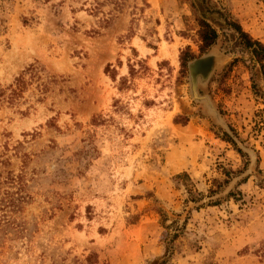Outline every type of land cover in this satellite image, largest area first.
<instances>
[{
    "label": "rangeland",
    "instance_id": "374dc122",
    "mask_svg": "<svg viewBox=\"0 0 264 264\" xmlns=\"http://www.w3.org/2000/svg\"><path fill=\"white\" fill-rule=\"evenodd\" d=\"M212 1L264 43V0ZM197 30L187 0H0V264H264V66Z\"/></svg>",
    "mask_w": 264,
    "mask_h": 264
},
{
    "label": "trees",
    "instance_id": "16d2710c",
    "mask_svg": "<svg viewBox=\"0 0 264 264\" xmlns=\"http://www.w3.org/2000/svg\"><path fill=\"white\" fill-rule=\"evenodd\" d=\"M193 12L195 21L198 26V36L200 39V51L203 53L211 48L218 40L220 33L219 29L223 32L229 31L230 37L232 38L233 44L228 48L229 52H235L236 50H240L241 52L247 53L250 55V60L252 62L251 67L254 68L256 64H260L261 69L264 66V43L259 39L254 38L248 31H246L242 24L235 19L230 12L227 10L218 7L213 3L212 0H187ZM196 56L190 50V47H187L182 51L181 62L182 66L186 68L187 64L190 61H193ZM208 57L200 58L199 60H195L192 62L193 65L204 66L208 61ZM191 64V63H190ZM33 68V67H32ZM109 69V68H107ZM15 88H12L11 91V99L15 95L19 94L23 88L25 87L26 80L24 75H20L15 80ZM254 81V80H253ZM256 84V82H253ZM264 97V96H263ZM223 139L235 144V142L229 137L227 133L223 134ZM238 152L244 156L239 148H237ZM227 176H229L230 171L225 172ZM180 182L182 181L186 188L189 190L191 199L198 201L200 199L201 194L199 192H194L191 184H193L190 175L187 172H183L181 174H177L175 177ZM218 183V184H216ZM217 188H211L210 193H214L217 191L219 187H221V183L217 180L215 184ZM228 197H236L235 193H230ZM220 201H213L208 205H217ZM163 215V223L166 225V215L164 212H161ZM169 227L168 225L166 226ZM174 238V237H173ZM171 255H166L164 258L156 259L152 261L150 264H169Z\"/></svg>",
    "mask_w": 264,
    "mask_h": 264
},
{
    "label": "water",
    "instance_id": "95a60500",
    "mask_svg": "<svg viewBox=\"0 0 264 264\" xmlns=\"http://www.w3.org/2000/svg\"><path fill=\"white\" fill-rule=\"evenodd\" d=\"M203 100L204 104L206 105V108L207 110L213 114L215 116V119L221 123L222 127L224 128V132L227 133L237 144H238V140L236 138V135L233 133L232 129L224 124L221 116L219 115L218 111H216L212 106H211V103H210V100L208 98V96H205L204 99H201ZM242 149V148H241ZM213 199H210L209 201H212Z\"/></svg>",
    "mask_w": 264,
    "mask_h": 264
}]
</instances>
